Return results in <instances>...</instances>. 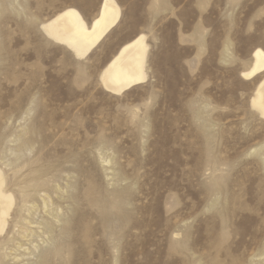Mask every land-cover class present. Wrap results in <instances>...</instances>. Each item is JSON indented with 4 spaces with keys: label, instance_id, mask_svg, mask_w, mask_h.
Returning a JSON list of instances; mask_svg holds the SVG:
<instances>
[{
    "label": "rangeland",
    "instance_id": "rangeland-1",
    "mask_svg": "<svg viewBox=\"0 0 264 264\" xmlns=\"http://www.w3.org/2000/svg\"><path fill=\"white\" fill-rule=\"evenodd\" d=\"M118 1L119 23L78 60L39 23L66 6L90 20L100 0H0L8 231L28 186L35 217L62 211L51 241L35 236L34 264H264V120L240 74L264 49V0ZM139 32L148 77L110 94L97 74ZM8 251L3 264L28 259Z\"/></svg>",
    "mask_w": 264,
    "mask_h": 264
},
{
    "label": "bare ground",
    "instance_id": "bare-ground-1",
    "mask_svg": "<svg viewBox=\"0 0 264 264\" xmlns=\"http://www.w3.org/2000/svg\"><path fill=\"white\" fill-rule=\"evenodd\" d=\"M157 1L155 0L153 5L158 3ZM121 15L122 7L118 0H100L97 12L90 20L79 9L66 6L40 21L39 29L47 39L65 47L76 59L83 60L119 23ZM149 51L150 45L144 32H139L123 42L101 66L97 74L102 89L110 94L120 95L130 88L144 83L150 69ZM240 74L245 80L255 81L256 79L249 104L264 120L263 48L257 46L252 50L250 64L242 69ZM47 183L44 180L35 179V183L32 184L35 186L33 190H35L37 197L41 198L43 210L48 207V202L51 201L50 195L44 188ZM27 187L24 186L19 189L20 210L14 225L10 228L11 232H9L12 213L16 205V196L7 185L6 172L0 166V264H3L9 256L10 246L14 247V251L21 257L28 256L27 261H23V264H34L31 263L30 257L35 255V250L38 247L35 236L40 237L44 242L51 241L52 236L50 234L54 228V222L61 220L62 211L59 208L55 209L54 213L44 211L46 216L35 217L31 212L34 206L36 209V202L30 199L31 193ZM58 187L55 188L58 189ZM40 193L42 194L39 195ZM66 221L65 219V225L62 228L64 232H69V230L67 231L69 221ZM43 235H46V238L43 239ZM53 251L55 255H58L61 248L56 246ZM50 254L52 256L51 252ZM48 256L47 252L41 254L40 260L36 264H47Z\"/></svg>",
    "mask_w": 264,
    "mask_h": 264
}]
</instances>
